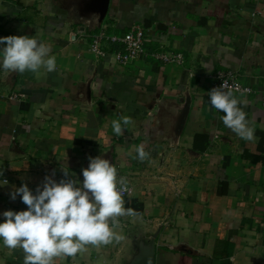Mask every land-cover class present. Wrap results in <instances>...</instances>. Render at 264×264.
<instances>
[{
    "label": "crops",
    "instance_id": "1",
    "mask_svg": "<svg viewBox=\"0 0 264 264\" xmlns=\"http://www.w3.org/2000/svg\"><path fill=\"white\" fill-rule=\"evenodd\" d=\"M94 20L87 24L70 0H0V37L35 36L57 65L0 71V213L27 210L10 198L14 188L27 184L35 194L46 176L65 179L63 170L82 182L89 158L101 157L126 177L125 207L138 213L119 217L118 231H159L156 264H264V0H111L103 24ZM135 24L152 31L149 56L126 68L113 45H103L106 58L91 53L101 31L122 37ZM164 51L185 63L152 57ZM218 71L254 89L234 96L255 127L253 142L226 128L209 103ZM188 93L192 109L175 145L162 130ZM122 117L132 123L117 136L112 121ZM124 242L87 246L57 264H115ZM23 261L22 249L0 242V264Z\"/></svg>",
    "mask_w": 264,
    "mask_h": 264
},
{
    "label": "clouds",
    "instance_id": "2",
    "mask_svg": "<svg viewBox=\"0 0 264 264\" xmlns=\"http://www.w3.org/2000/svg\"><path fill=\"white\" fill-rule=\"evenodd\" d=\"M56 56L35 36L0 37V71L23 74L48 73L56 70ZM222 83L208 92L213 109L223 114L222 122L233 134L245 142L255 140V127L239 106L230 90ZM132 121L122 117L112 121V130L120 136L122 126ZM136 157L144 161L148 153L140 144ZM82 170L83 181L65 179L57 182L46 176L34 192L24 184L10 194L19 197L27 210H8L0 213V242L3 247L22 249L23 264H57L58 260L84 253L87 246L121 242L125 236L118 231L119 217H137L132 208L125 207L124 194L131 196L126 177H118L117 169L109 160L95 157ZM2 175V173H0Z\"/></svg>",
    "mask_w": 264,
    "mask_h": 264
},
{
    "label": "water",
    "instance_id": "3",
    "mask_svg": "<svg viewBox=\"0 0 264 264\" xmlns=\"http://www.w3.org/2000/svg\"><path fill=\"white\" fill-rule=\"evenodd\" d=\"M111 0H70L80 18L89 24L93 19L101 26L109 15ZM172 107L173 117L169 119L167 128L162 130V137L173 144H178L188 119L190 117L193 100L188 93L180 98L179 104ZM157 115L162 107H157ZM172 119V120H171ZM162 127V126H161ZM159 126L157 127L158 130ZM159 231H147L142 226L131 228L125 238L123 251L115 264H156V240Z\"/></svg>",
    "mask_w": 264,
    "mask_h": 264
},
{
    "label": "built area",
    "instance_id": "4",
    "mask_svg": "<svg viewBox=\"0 0 264 264\" xmlns=\"http://www.w3.org/2000/svg\"><path fill=\"white\" fill-rule=\"evenodd\" d=\"M152 37V31L143 24L133 25L130 31L122 37L110 36L106 31H101L95 36L90 51L97 59H103L109 55V53L103 49V45H113L116 47L112 52L115 63L118 66L127 68L136 61L149 56L146 46L151 41ZM152 57L156 61L166 65L181 66L185 63V58L182 54L171 51L154 53ZM214 82L215 88L223 83L226 86L225 90H230L233 96H250L255 93L253 87L244 84L233 72L218 71L214 75ZM18 98H20L18 95L12 97L14 100ZM5 182L7 181L5 180ZM128 186L132 190L131 186ZM128 197L129 195L125 193L124 199Z\"/></svg>",
    "mask_w": 264,
    "mask_h": 264
}]
</instances>
